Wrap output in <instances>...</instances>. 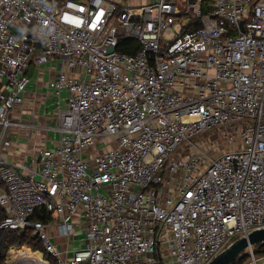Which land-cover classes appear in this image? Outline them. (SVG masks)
<instances>
[{
	"label": "built area",
	"instance_id": "2783aa9c",
	"mask_svg": "<svg viewBox=\"0 0 264 264\" xmlns=\"http://www.w3.org/2000/svg\"><path fill=\"white\" fill-rule=\"evenodd\" d=\"M53 60L59 140L11 163L29 69ZM215 128L213 157L195 139ZM0 211L57 264H209L264 228V0H0Z\"/></svg>",
	"mask_w": 264,
	"mask_h": 264
},
{
	"label": "crops",
	"instance_id": "0c3cea01",
	"mask_svg": "<svg viewBox=\"0 0 264 264\" xmlns=\"http://www.w3.org/2000/svg\"><path fill=\"white\" fill-rule=\"evenodd\" d=\"M61 70L62 65L56 60L43 66L31 65L28 72L30 83L25 93L24 104L14 114V119L23 123L24 127L19 131L13 129L11 134L13 146L2 152V157L7 161L17 165L25 162L34 154L48 147V143L53 140L52 137H49L48 132L52 131L58 134L55 128L59 109L67 107L65 101L67 94L62 93L63 99L58 107L55 91L48 89L45 83L54 78ZM53 109L55 110L52 113ZM56 242L62 244L60 240H56Z\"/></svg>",
	"mask_w": 264,
	"mask_h": 264
},
{
	"label": "rangeland",
	"instance_id": "374dc122",
	"mask_svg": "<svg viewBox=\"0 0 264 264\" xmlns=\"http://www.w3.org/2000/svg\"><path fill=\"white\" fill-rule=\"evenodd\" d=\"M55 109H53L52 113L54 112ZM17 129L16 131H19ZM221 132L219 128H215L212 130H209L199 136V138H196L195 140L197 141V144L202 147L203 149L207 150L210 156H217L221 154L223 151L228 149V144L226 140L221 137ZM49 137H52L53 140L48 143L47 148H54L55 143L58 141L59 134L56 132H48ZM235 143L238 145L240 144V138L239 134H235ZM105 143L103 140L96 139V145L90 149V153L95 155L97 151H101L102 149V144ZM79 228V227H78ZM52 234L55 233L54 225L51 228ZM78 240L74 242V246L72 249L80 248L84 246V240L86 239V236L83 232H78L77 233ZM25 247V248H24ZM24 249H29L30 253L35 254L38 253L41 255V259L43 262H49V264H57L54 259H47L44 256L43 251H33L28 245H24L22 247H12L10 248L7 253H6V263L7 264H28L25 261L20 260V253ZM247 253V251L245 252ZM19 255V256H18Z\"/></svg>",
	"mask_w": 264,
	"mask_h": 264
},
{
	"label": "trees",
	"instance_id": "16d2710c",
	"mask_svg": "<svg viewBox=\"0 0 264 264\" xmlns=\"http://www.w3.org/2000/svg\"><path fill=\"white\" fill-rule=\"evenodd\" d=\"M139 50V45L133 39H122L118 51L129 54H136ZM4 213L0 211V222L4 218ZM52 214L46 213L44 210H38L33 215V220L49 221L52 219ZM28 245L33 251H43L42 243L32 237L31 231L27 230L23 235L19 231L0 230V264L6 263V253L12 247H22ZM257 255H264V245L253 247ZM44 256L50 259L49 255L44 252ZM247 253H244L236 264H242L247 261Z\"/></svg>",
	"mask_w": 264,
	"mask_h": 264
},
{
	"label": "water",
	"instance_id": "95a60500",
	"mask_svg": "<svg viewBox=\"0 0 264 264\" xmlns=\"http://www.w3.org/2000/svg\"><path fill=\"white\" fill-rule=\"evenodd\" d=\"M114 50L115 48H111L110 52ZM24 233L25 231H20V235ZM260 245H264V228L253 230L237 238L209 264H236L246 251Z\"/></svg>",
	"mask_w": 264,
	"mask_h": 264
},
{
	"label": "bare ground",
	"instance_id": "6f19581e",
	"mask_svg": "<svg viewBox=\"0 0 264 264\" xmlns=\"http://www.w3.org/2000/svg\"><path fill=\"white\" fill-rule=\"evenodd\" d=\"M29 251H30L29 249H24L21 252H19L20 260L25 261L28 264H45V262L42 261L40 254L38 253L32 254Z\"/></svg>",
	"mask_w": 264,
	"mask_h": 264
}]
</instances>
